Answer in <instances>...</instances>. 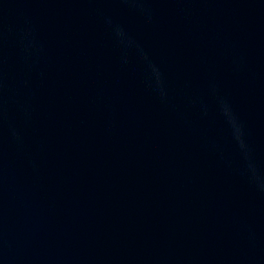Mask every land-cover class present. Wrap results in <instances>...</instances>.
<instances>
[{"label":"water","instance_id":"obj_1","mask_svg":"<svg viewBox=\"0 0 264 264\" xmlns=\"http://www.w3.org/2000/svg\"><path fill=\"white\" fill-rule=\"evenodd\" d=\"M0 264H264V0H0Z\"/></svg>","mask_w":264,"mask_h":264},{"label":"clouds","instance_id":"obj_2","mask_svg":"<svg viewBox=\"0 0 264 264\" xmlns=\"http://www.w3.org/2000/svg\"><path fill=\"white\" fill-rule=\"evenodd\" d=\"M233 128L235 135L237 136V138H239V136L241 135V129L238 125L235 124L234 121H233Z\"/></svg>","mask_w":264,"mask_h":264}]
</instances>
